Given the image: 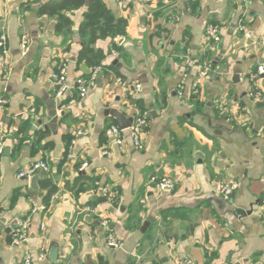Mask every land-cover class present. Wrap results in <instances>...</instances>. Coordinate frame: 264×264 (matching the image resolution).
<instances>
[{
    "label": "crops",
    "instance_id": "1",
    "mask_svg": "<svg viewBox=\"0 0 264 264\" xmlns=\"http://www.w3.org/2000/svg\"><path fill=\"white\" fill-rule=\"evenodd\" d=\"M48 1L0 0V264L27 253L32 264H264V0H103L125 33L91 43L104 58L83 98L87 4L56 31L39 13ZM208 25L220 29L217 44ZM63 65L69 87L57 98L52 74ZM109 108L147 114L142 149L127 132L121 144L106 134L117 124ZM38 160L49 166L39 180L57 187L47 204L45 190L18 176ZM163 178L171 188L152 182ZM220 182L236 183L229 201ZM19 220L22 244L13 242Z\"/></svg>",
    "mask_w": 264,
    "mask_h": 264
},
{
    "label": "built area",
    "instance_id": "2",
    "mask_svg": "<svg viewBox=\"0 0 264 264\" xmlns=\"http://www.w3.org/2000/svg\"><path fill=\"white\" fill-rule=\"evenodd\" d=\"M205 35L208 41V44L213 45L217 44L220 41V29L217 26L208 25L205 27ZM245 36H248L246 33ZM5 36H0V51L1 53L6 52V46H5ZM20 50L21 54L25 55L28 51V39L23 36L20 41ZM187 65L191 66L193 65L192 61H187ZM207 71V68L204 67L201 74L205 73ZM100 72V66H96L90 70L89 77L86 78H78L77 80V89L78 94L80 98H83L88 90V88L94 84L98 74ZM258 73H264V66L259 65L258 66ZM52 78L57 84V92L56 97L60 98L65 94V92L68 89L67 84V72L66 67L63 65L59 68V71L52 74ZM196 87V85H194ZM194 92H197V89L194 88ZM254 98L256 100H260L258 95L254 94ZM5 104V100L0 97V154L3 152V145L2 142L6 137V129L4 125V120L2 116L3 107ZM219 109H223L221 105L218 106ZM133 120L130 125V127L126 129H119L117 125H112L106 130V134L113 138L117 144L122 143V135L124 132H127L132 139L133 145L136 149H142L143 148V140H142V131L145 125L147 124V114H142L140 116H132ZM79 133V132H78ZM86 162H83L82 167H86ZM49 166L44 160H38L29 165L27 168L22 170L18 176L24 177L29 179L33 174L36 173H44L48 171ZM152 182L156 184L159 188H171L172 183L169 179H161L158 181H155V179H152ZM236 183L234 182H220L218 185V191L220 196L224 201H229L232 197V194L234 190L236 189ZM261 217L264 221V198L262 199L261 203ZM103 226H106V223H103ZM26 227H27V221L19 220L17 227L14 228V234H13V242L16 244H22L26 241ZM108 244L111 246H115V242L111 237H109ZM42 258L41 256L39 257ZM14 264H32L31 256L27 253L24 258L21 261L15 262ZM177 264H189L188 261L182 260L179 261Z\"/></svg>",
    "mask_w": 264,
    "mask_h": 264
},
{
    "label": "trees",
    "instance_id": "3",
    "mask_svg": "<svg viewBox=\"0 0 264 264\" xmlns=\"http://www.w3.org/2000/svg\"><path fill=\"white\" fill-rule=\"evenodd\" d=\"M85 4H87V11L85 20L79 27V32L81 35L88 33L89 38L88 42L79 50L76 64L79 65L83 63L90 68H94L96 66H101L104 53L101 50H96L91 47V43L97 38H112L123 35L125 33L126 20L123 18H116L112 11L106 8L103 0H50L40 7L39 13L41 15L54 17L56 20L55 29L56 31H60L71 24V20L65 13ZM41 136L42 134L40 137ZM87 180H91L95 183V179L91 178ZM38 186L40 189L45 190L42 201L47 204L52 195L57 191V187L47 178L38 180ZM82 190H84V187L81 185L76 191Z\"/></svg>",
    "mask_w": 264,
    "mask_h": 264
},
{
    "label": "water",
    "instance_id": "4",
    "mask_svg": "<svg viewBox=\"0 0 264 264\" xmlns=\"http://www.w3.org/2000/svg\"><path fill=\"white\" fill-rule=\"evenodd\" d=\"M14 9V8H13ZM109 54H111V52H109ZM72 60H75L74 56L71 58ZM114 63H116V60H114ZM80 69L84 72V73H89V70L88 68L86 67L85 64H82L80 66ZM236 74L238 73L237 71L235 72ZM264 76V75H262ZM52 101V100H50ZM46 104L47 106H49L48 104H50V102L46 101ZM56 107L54 108H51V110L49 111V116H50V119H51V123L52 125L54 124H57V117H56ZM106 114H109L111 115L115 120H116V125L119 129H126L128 127H130L131 123H132V120L133 118L132 117H128L126 118L124 113L120 110V109H117V108H109L105 111ZM62 115V113L60 114ZM47 127V126H45ZM40 178V174L39 173H36V174H33L30 178H29V186L32 190L34 191H38L39 192V187H38V180ZM39 196L42 197V192H39ZM104 199V198H103ZM148 222L144 223V225H147ZM57 248L56 246L52 248V256H50V258L53 260V261H56V257H57Z\"/></svg>",
    "mask_w": 264,
    "mask_h": 264
}]
</instances>
